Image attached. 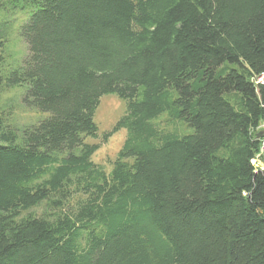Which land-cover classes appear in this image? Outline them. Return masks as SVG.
<instances>
[{
  "label": "trees",
  "instance_id": "1",
  "mask_svg": "<svg viewBox=\"0 0 264 264\" xmlns=\"http://www.w3.org/2000/svg\"><path fill=\"white\" fill-rule=\"evenodd\" d=\"M10 4L27 53L0 90L45 116L0 125V264H264V0ZM105 95L125 112L101 139L127 131L108 171Z\"/></svg>",
  "mask_w": 264,
  "mask_h": 264
},
{
  "label": "rangeland",
  "instance_id": "2",
  "mask_svg": "<svg viewBox=\"0 0 264 264\" xmlns=\"http://www.w3.org/2000/svg\"><path fill=\"white\" fill-rule=\"evenodd\" d=\"M28 16L26 10L12 8L10 0H0V36L4 38L3 50L4 61L0 66L3 76L9 71L18 68L26 56L27 47L19 36V27ZM25 91L24 85L6 86L0 90V125L2 129H10L20 135V133L35 124L45 114L26 107L22 102ZM125 112V103L115 95L102 96L95 111L94 120L98 126V137L87 138L89 143L99 144V149L93 154L92 161L101 165L108 171L112 162L116 159L126 138V129L121 128L113 133L106 141L101 139L103 133L112 130L113 126ZM162 128H176L179 132H186L187 128L179 122L171 123L166 120V116H161L158 120ZM262 148V146H261ZM262 151V150H260ZM264 152H260L252 161L255 166L264 170ZM49 210L45 204L33 207L24 212L32 213L36 216L43 215Z\"/></svg>",
  "mask_w": 264,
  "mask_h": 264
},
{
  "label": "built area",
  "instance_id": "3",
  "mask_svg": "<svg viewBox=\"0 0 264 264\" xmlns=\"http://www.w3.org/2000/svg\"><path fill=\"white\" fill-rule=\"evenodd\" d=\"M262 128L264 129V125H262ZM261 146H262V148H261ZM261 146H260V150H262V151H260V152H264V137L262 139ZM257 155H260V154H257Z\"/></svg>",
  "mask_w": 264,
  "mask_h": 264
}]
</instances>
